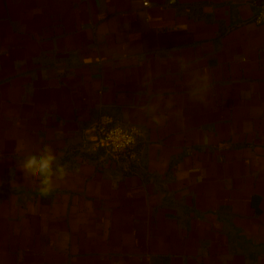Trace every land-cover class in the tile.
Listing matches in <instances>:
<instances>
[{"label": "crops", "instance_id": "obj_1", "mask_svg": "<svg viewBox=\"0 0 264 264\" xmlns=\"http://www.w3.org/2000/svg\"><path fill=\"white\" fill-rule=\"evenodd\" d=\"M263 2L0 0V264H264Z\"/></svg>", "mask_w": 264, "mask_h": 264}, {"label": "built area", "instance_id": "obj_2", "mask_svg": "<svg viewBox=\"0 0 264 264\" xmlns=\"http://www.w3.org/2000/svg\"><path fill=\"white\" fill-rule=\"evenodd\" d=\"M148 4V1L144 2ZM257 23H264V2L255 15ZM96 146L110 155H119L131 151L138 142L139 132L136 128L122 125L113 115L102 114L97 122Z\"/></svg>", "mask_w": 264, "mask_h": 264}, {"label": "clouds", "instance_id": "obj_3", "mask_svg": "<svg viewBox=\"0 0 264 264\" xmlns=\"http://www.w3.org/2000/svg\"><path fill=\"white\" fill-rule=\"evenodd\" d=\"M204 79L206 80L207 77ZM55 160L56 157L49 146H45L38 154H30L24 159L22 169L26 174L40 179L42 196H47L52 191L53 176L62 180L66 175L63 166L53 168Z\"/></svg>", "mask_w": 264, "mask_h": 264}, {"label": "water", "instance_id": "obj_4", "mask_svg": "<svg viewBox=\"0 0 264 264\" xmlns=\"http://www.w3.org/2000/svg\"><path fill=\"white\" fill-rule=\"evenodd\" d=\"M264 0H260V2H263ZM94 140H97L98 136H97V129L96 126L94 127Z\"/></svg>", "mask_w": 264, "mask_h": 264}]
</instances>
